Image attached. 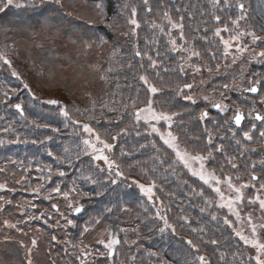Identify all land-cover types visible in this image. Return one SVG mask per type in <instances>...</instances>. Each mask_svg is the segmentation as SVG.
<instances>
[{
	"label": "trees",
	"instance_id": "16d2710c",
	"mask_svg": "<svg viewBox=\"0 0 264 264\" xmlns=\"http://www.w3.org/2000/svg\"><path fill=\"white\" fill-rule=\"evenodd\" d=\"M169 1L184 5V11L189 6L197 27L200 13L194 0ZM6 2L0 0V7ZM127 6L122 0H13L0 12V52L20 78L19 83L0 75V86L8 87L0 98V264H81L87 259L85 264H108L103 256L113 238L120 241L113 247L122 264H222L219 246L234 261L241 255L239 264H255L251 253L229 236L220 214L211 218L216 208L210 191L183 170L146 124L135 120L133 109L151 98L140 76L169 87L155 96L158 109L176 115L173 130L188 151L215 154L212 167L222 176L234 171L232 165L240 167L244 146H251L230 133L226 117L204 120L202 108L183 99L173 62L164 66L160 59L164 36L153 34L154 29L134 33ZM153 8L144 6L145 19ZM148 21L146 30L155 23ZM42 93L59 103L48 108L35 100ZM17 102L24 118L13 110ZM39 103L46 106L45 114L37 111ZM44 120L66 130L68 137L36 123ZM74 121L89 124L94 135L113 145L109 156L119 166V179L97 166L85 146L83 125ZM134 181L155 185L152 202ZM57 187L59 192L53 191ZM78 204L86 208L74 216L71 209ZM158 205L176 234L166 229L158 235L164 228ZM181 216L190 222H181ZM184 228L194 231L187 237L197 242L199 253L177 236Z\"/></svg>",
	"mask_w": 264,
	"mask_h": 264
},
{
	"label": "rangeland",
	"instance_id": "374dc122",
	"mask_svg": "<svg viewBox=\"0 0 264 264\" xmlns=\"http://www.w3.org/2000/svg\"><path fill=\"white\" fill-rule=\"evenodd\" d=\"M240 1L246 2L249 8L242 12L239 11L237 9V5ZM194 2L196 10L198 13H200V15L196 25L197 27H193L192 31V29H186V27H188V22L181 21L179 18H177L181 13L184 12V5L181 6L179 4H172V2L169 0H122L123 6L128 4L127 7L131 11L133 9L136 10L134 18L139 26L137 27L136 25L129 23L131 26H133L134 33H137L138 35L141 33L146 34L148 31H150V29L151 31L154 29L152 31L153 34L164 36L165 39L163 40L162 44L163 50L160 51V59L162 60L164 66L169 62H173L174 70L182 80V82H180L181 88L179 93L184 91L185 93L181 95L184 100H187L186 97H191V99L188 100H191V103L197 104L202 108V110H200V116L204 112L208 113L207 117L204 118L205 120L216 117L214 115H217V113H215V111L212 109V106L217 102L221 104L228 103L237 108L245 106V103H248L249 100H252V97L250 98L249 96L243 95L241 93L242 88L249 86V84L253 81L260 80L264 82V56L259 55V53L264 52V0H194ZM147 3H150L154 6L150 16L151 19L149 17L145 19L144 6ZM208 6H210L209 9H207ZM166 13L167 15H165ZM203 14L208 15V18L210 17L208 22L203 21L205 18ZM226 15L227 19L225 20ZM216 17H219V20H217ZM239 17H243V19H238ZM208 18L205 19L207 20ZM148 20H152L155 23L151 25L148 30H146L145 22H148ZM234 20L237 21L236 24L232 23ZM210 21L212 22L210 23ZM174 23L182 24L183 27L174 28L172 26ZM143 28H145L144 31ZM201 28L202 30H200ZM217 29H220L219 36L216 35ZM241 33L243 34L241 35ZM181 36H183V38H181ZM233 36H237L238 39L233 40ZM254 37L256 39H254ZM173 40H175L176 45L179 46L176 48V50H173ZM224 40H228L231 44L227 54L225 53V45L223 43ZM237 46L244 48L245 50L243 52H238ZM157 50H159L158 44L154 45L153 51L159 58ZM193 52H198L199 55L193 56ZM150 53H152L151 50ZM148 58L152 60L154 59L153 55L151 54L148 55ZM178 59L181 60L180 63L178 62ZM150 67L154 69L155 65L153 66V62H151ZM16 68L17 67L13 66L12 63L9 66L0 60V75L20 83V78ZM13 71L16 72V75H13ZM146 85L151 98H149L147 103H144L133 110L145 108L148 106L149 101H151V107L153 111L156 113H165L171 117V120H152L149 118V113L147 112L143 113L140 119H137L135 114V120L147 125L149 131L152 134H155L159 140L170 150V152L173 154V158L184 167L190 177L197 179L200 183V186L203 185L204 189H211L210 194L212 193L211 195L214 198V207L216 208V211L214 214L212 213L211 218L213 217V219H218L217 215L220 214V216L223 218V225L226 226V229L229 232V236L238 244L244 246L251 253L250 256L254 263L258 264L257 256L259 255L260 259L264 260V252H258L255 245L251 243H245L244 239H241V235L250 241L255 240L258 244H264V209H261L259 203V200H264V188L261 187V185L264 184V178L259 182H255L253 180V174L255 175V170H250V172L246 171L250 167H247L244 171L245 175L243 172L230 173V169L226 171L224 170L226 175H223V177H226L221 178L219 173L222 175V171L218 173L216 168L212 167V159L214 158L215 154L210 153L209 156L205 153L190 152L184 148V146L179 143L180 141L173 130V126L176 123V115L158 109L157 101L155 103L154 100L155 96L157 97L159 94H162L163 91L169 87L160 85L152 80H149L148 84ZM149 85L157 88V92H151ZM185 85H191V87L186 88L184 87ZM0 88L3 90V93L0 95V98H2L5 96V92H8V87H3V85H1ZM16 90H18L19 94L24 92L22 91L24 89L16 88ZM13 92L15 93V90H13ZM26 96L27 94L23 95V97ZM51 96L52 95L42 93L36 95L38 99L36 98L35 100L46 103L49 100H54ZM46 104L48 105L49 103ZM49 105L50 106H47L48 108L56 104ZM43 107L45 108L46 106L40 105L39 103L37 111L43 113ZM33 119L35 120V118ZM36 123H40L42 126H45L52 132H57L60 138L68 137L66 130L48 124L45 122V120L36 121ZM79 124L83 125L84 123L79 121L77 125ZM80 128L81 130H84L83 127ZM153 128H155L156 131H153ZM255 130V125H247L246 128L238 131L236 134L242 137V141L246 142L247 140L249 144L251 142L254 144ZM169 132L173 136L177 137L174 143L178 146V150L181 153H187L188 157L199 155L203 156L205 159H189L188 163L190 167H186L185 164L177 158L176 150L164 143V139H168ZM245 133H248L251 139L246 138L244 135ZM82 134L83 140H88L90 142L89 144H85V146H87L89 154H91L97 166H100L102 171L107 173L109 176L116 178V180L119 179L120 175L116 174L117 168H109V165L105 163L104 160H97L94 158L101 154L105 156H107V154L108 156L110 155L109 152L111 150L108 151V149L104 147V143L109 144L107 139L100 138V141L104 142L101 143L100 141L96 140V135H94L93 132L89 133L83 131ZM161 137H164V139ZM108 158H110V156ZM249 162L252 164L254 163L253 159L247 157L246 163L248 164ZM222 165L223 163L221 166ZM224 167L227 166L223 165V169ZM231 168L233 170H237L236 166L233 167L232 165ZM193 171H202L208 177L209 182L205 183L198 175H193ZM212 176H215L216 179H212ZM217 180H219V183H217ZM227 180H230L231 187L229 186V183L226 182ZM192 186L193 190H195V185ZM216 188L220 189L219 193L215 191ZM235 188H240L241 190V199L239 201L236 200L237 193L234 191ZM199 192H201V190H197V193ZM153 193L151 194V198L154 196ZM257 197H259V199H257ZM152 201L153 200H151V202ZM229 201L232 202L231 209L228 207ZM212 207L210 205V212H212ZM159 208L160 205L155 208L157 216L159 218L164 217V214L160 215ZM183 217L184 216H181V222L184 219ZM225 220L229 221V223H225ZM253 226H255V232H253ZM163 227V229L158 231V235H161V233H163L166 229L168 232L176 234V231L173 232L172 228L166 227L165 223L163 224ZM238 232L241 235H237ZM191 233H194L192 229L189 231L187 228H184L183 231L178 232L177 236L184 238L186 243L189 240L192 241V244L187 243V249L189 248L192 251L199 253L200 251L199 246H197V242L187 237V234ZM193 245H195V247H193ZM218 249L221 255L224 256L219 259L222 264H233L235 262L239 264V262L242 260V256L236 254L234 261L232 254H228L227 251L220 249V246ZM88 251L89 250H84V253H90ZM211 251L212 245L210 246V252ZM224 251L227 253H224ZM149 252L154 251L151 250ZM105 257H107V255ZM198 259L200 260V257ZM89 262L90 261L87 259L81 264ZM122 263H125V261L111 260L108 264Z\"/></svg>",
	"mask_w": 264,
	"mask_h": 264
},
{
	"label": "snow or ice",
	"instance_id": "6c2138e0",
	"mask_svg": "<svg viewBox=\"0 0 264 264\" xmlns=\"http://www.w3.org/2000/svg\"><path fill=\"white\" fill-rule=\"evenodd\" d=\"M57 2L59 3L60 0H57ZM12 3H13V0H7V2L4 4V6L3 7H0V12L4 11L5 8H7ZM239 7L241 8V10L244 9V5L243 4H239ZM135 14H136V10L133 9L132 10L133 18L129 22L131 24H133V25H136L138 27L139 25L137 24V21L134 18L135 17ZM165 15H167V13ZM216 19L219 20V17H216ZM238 19H243V17H239ZM232 23L233 24H236L237 21L234 20ZM172 26L174 28H182L183 27L182 24H175V23ZM225 30H227V29H225ZM242 34L243 33H241V35ZM216 35L217 36L220 35V29H217L216 30ZM181 38H183V36H181ZM232 39L233 40H236V39H238V37L237 36H233ZM254 39H256V38L254 37ZM223 43L225 45V53L227 54L228 53V49L231 47V44H230V42L228 40H224ZM172 44H173V50H176V48L179 47L178 45H176L175 40L172 41ZM244 50H245L244 48H241V47L237 46V51L238 52H243ZM136 54L137 55H140L139 52H137ZM114 55H115V53H114ZM192 55L193 56H198L199 53L198 52H193ZM259 55L264 56V52L259 53ZM0 60H2L5 64H8L9 66L11 65V61L3 54V52H0ZM154 65H155V62H153V66ZM13 75H16V72L15 71H13ZM101 79H105V77L102 76ZM140 80L143 81L145 84H148V79L145 76H143V75L140 76ZM257 83H259V82H257ZM184 87L190 88L191 85H185ZM25 88H27V85L26 84H25ZM149 88H150V91L151 92H153V93L157 92V88H155L154 86L149 85ZM247 91H249V92H256L257 91V88L255 86H253V87L248 88ZM186 99H191V97H186ZM46 103H49V104H57L59 102L58 101H55V100H49ZM134 104H135V101H133V105ZM106 106L107 105H105V107ZM15 107L17 109H20L21 112L23 111L22 108H21V105L17 104V105H15ZM125 107H128V105H125ZM214 107H216L218 109H221V110H224V106H222L220 104H216V105H214ZM145 112L149 113V118L152 119V120H156V121H160V120L169 121V120H171V117L168 116L167 114H165V113H156L155 111H153V109L151 107V101H149L147 107L141 108V109H137V111H136V118L137 119H140L141 116H142V114L145 113ZM61 113L66 118H70L68 111H66L64 108H61ZM207 115H208V113L207 112H204L202 114V117L201 118L203 119V118L207 117ZM242 119H243V116H242L240 110L237 109V111L235 113V116H234L235 123L237 125H240ZM257 119L264 120V117L257 116ZM73 123H77L78 124L79 121H74ZM83 129H84V131L89 132V133L93 132V129L87 123L83 124ZM153 131H156V129L153 128ZM244 135H245L246 138L251 139V137L248 135V133H245ZM261 135H264V133H261ZM161 138L164 139V137H161ZM113 139H116V137H113ZM176 139H177V137L173 136L169 132L168 133V139H164V143L167 144L169 147L173 148L174 150H176V156H177V158L180 161H182L185 164L186 167H190V165L188 163V160L189 159H192V160H203V159H205L203 156L197 155V156L188 157V154L187 153H181L178 150V146L174 143L176 141ZM96 140L97 141H100L99 135H96ZM100 142L101 143H104L103 141H100ZM84 143L85 144H89L90 142L88 140H85ZM104 147L106 149L111 150L113 146L111 144L104 143ZM186 157H188V158H186ZM94 158L97 159V160H104L105 163H107L109 165V168H112L113 166H115L117 168L119 167L118 165H115V162L114 161H110L109 158L107 156L103 155V154L98 155V156H96ZM233 167H235V165H233ZM116 174L117 175H122V173L119 172V171H117ZM60 175H64V173L61 172ZM193 175H198L200 177V179L203 180L205 183H208L209 182L208 177L202 171L201 172H195V171H193ZM212 179H216V177L215 176H212ZM255 179H256V177L253 176V180H255ZM226 182L229 183V186L231 187L230 180H227ZM113 183H115V181H113ZM134 183H138V182L134 181ZM217 183H219V180H217ZM138 186H139L141 192L150 194L149 195V198H151V194L153 193V188L155 186L154 184L149 185V186H145L144 184H138ZM2 187H4V185H0V188H2ZM261 187L264 188V184H262ZM36 191H39V189H36ZM53 191L59 192V188L57 187ZM215 191L219 193L220 192V189L219 188H216ZM234 191L237 193L236 200L239 201L241 199V194H240L241 190H240V188H235ZM257 199H259V197H257ZM259 203H260L261 209H264V200H259ZM53 207L55 208L56 206L53 205ZM228 207L230 209L232 208V202L231 201H229ZM81 210H82L81 207H76L75 208V211L76 212H80ZM160 218L164 220V223H165V226L166 227L172 228L173 232H175V228L171 224H168V221H167V219L165 217H160ZM68 223L71 224L72 221L69 220ZM225 223H229V221L225 220ZM253 232H255V226H253ZM237 235H241V234L238 232ZM53 239H55V238H53ZM241 239H244L245 243H251V244L255 245L258 252H264V244H258L255 240H251L250 241V240H248L246 237H244L242 235H241ZM119 242L120 241L118 239H115V238L111 239L108 242V244L106 245V247L109 248V253H108L109 256H111L113 254L112 251H111L112 248H113V246L116 245V244H118ZM101 243H103V241H101ZM187 243L188 244H192V241L189 240V241H187ZM213 243H215V241H213ZM33 244H35V241H33ZM193 247H195V245H193ZM200 260L201 261H204V257L201 256L200 257ZM257 261H258V264H264V260H261L260 257H259V255L257 256ZM29 264H31V261L30 260H29ZM205 264H206V262H205Z\"/></svg>",
	"mask_w": 264,
	"mask_h": 264
},
{
	"label": "flooded vegetation",
	"instance_id": "af4514ba",
	"mask_svg": "<svg viewBox=\"0 0 264 264\" xmlns=\"http://www.w3.org/2000/svg\"><path fill=\"white\" fill-rule=\"evenodd\" d=\"M253 82H259L260 87H259V94L257 95V97L255 98L254 102L251 104L252 106H254V109H258L262 114H264V110H263V102H264V83H262L261 81H253ZM252 82V83H253ZM252 83L249 84V86L252 85ZM245 88V87H244ZM221 110V109H220ZM219 110V111H220ZM228 110V116H229V120L231 118L232 115V111L230 108L229 109H225ZM258 112L261 116L262 114ZM256 125V137H255V144H252V149L253 150H248L246 148V146H244L243 148V157L241 159L242 163L240 164L241 170L244 172L245 168H246V158L249 155H252L251 157H253V162H254V170H255V177L256 179L254 180L255 182H259L261 181V179L264 178V135H261V133H264V120L259 121V122H255ZM230 131V130H229ZM233 133V132H232ZM235 134V133H233ZM240 151H241V147H240ZM252 152V154H251Z\"/></svg>",
	"mask_w": 264,
	"mask_h": 264
},
{
	"label": "water",
	"instance_id": "95a60500",
	"mask_svg": "<svg viewBox=\"0 0 264 264\" xmlns=\"http://www.w3.org/2000/svg\"><path fill=\"white\" fill-rule=\"evenodd\" d=\"M241 4L244 5V8L247 7L246 3H241ZM239 8H240V7H239ZM240 9H241V8H240ZM253 86H255V87L257 88V91H256V92H249V91H247V90H245V92L248 93V94H251V95H256V94L258 93V84H254V85H252L251 87H253ZM19 105H20V104H19ZM14 108H15L19 113L23 114V111L21 112L20 109H17L16 107H14ZM21 108H22V106H21ZM215 108H216V107H215ZM236 111H237V110L234 111V115H233V117H232L231 123L234 124V126L241 127V126L244 124V122L246 121V113H245V110H243V109L240 110V112H241V114H242V116H243V119H242L240 125H237V124L235 123V120H234V116H235ZM258 115H260V114H259L257 111H253V112H252V120H253V121H262V120L257 119V116H258ZM261 116H262V115H261ZM262 117H263V116H262ZM80 212H81V211H80ZM80 212H76V211H75V213H80Z\"/></svg>",
	"mask_w": 264,
	"mask_h": 264
},
{
	"label": "bare ground",
	"instance_id": "6f19581e",
	"mask_svg": "<svg viewBox=\"0 0 264 264\" xmlns=\"http://www.w3.org/2000/svg\"><path fill=\"white\" fill-rule=\"evenodd\" d=\"M192 25H193V23L192 22H190V23H188V27L190 28V29H192L193 27H192ZM192 31H193V29H192ZM233 136H235V134H233L232 132H230Z\"/></svg>",
	"mask_w": 264,
	"mask_h": 264
}]
</instances>
